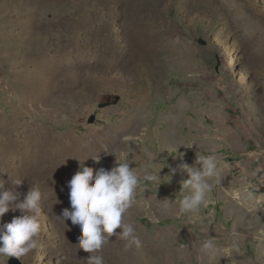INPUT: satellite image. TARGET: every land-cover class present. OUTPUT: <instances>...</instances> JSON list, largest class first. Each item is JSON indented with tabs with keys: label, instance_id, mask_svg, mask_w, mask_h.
<instances>
[{
	"label": "rangeland",
	"instance_id": "374dc122",
	"mask_svg": "<svg viewBox=\"0 0 264 264\" xmlns=\"http://www.w3.org/2000/svg\"><path fill=\"white\" fill-rule=\"evenodd\" d=\"M199 155L220 180L193 221L177 215L187 174L164 176ZM116 160L164 178L124 214L141 246L114 234L104 264H264V0H0V180L21 199L38 185L43 210L38 247L0 264H86L55 215L80 165Z\"/></svg>",
	"mask_w": 264,
	"mask_h": 264
},
{
	"label": "clouds",
	"instance_id": "9594fccd",
	"mask_svg": "<svg viewBox=\"0 0 264 264\" xmlns=\"http://www.w3.org/2000/svg\"><path fill=\"white\" fill-rule=\"evenodd\" d=\"M91 159L99 164L101 156L97 155ZM154 160L149 167L160 165V162L153 163ZM130 164L127 160H116L111 169H94L83 164L67 182L70 209L64 208L62 213L55 217L65 225V222L70 220L72 225L79 226L80 235L75 247L91 254L84 260L86 264H104L103 257L95 253L100 252L104 245L109 243V237L114 234L127 242L126 249L141 246L135 228L132 224H125L123 217L134 203L136 190L143 182H158L164 177H168L170 182L177 172L186 173L188 178L181 181L180 191L177 193L180 196L177 215H189L195 221L212 190L210 181L220 180L218 162L214 155L196 156L195 163L191 166L181 162L177 168L170 169V174L163 178L159 173L164 167L156 174L146 171L143 181ZM167 166L166 164L165 167ZM22 183L16 180L13 186H9L8 182L6 184L4 180H0V219L9 211L21 213L20 216L13 217L10 223H0V257L21 258L38 247L42 228V192L38 185H32L21 199V194L16 188ZM161 202L167 208L171 201L164 199ZM118 228L121 232L117 234L115 230ZM232 246L238 247V244L233 242ZM199 252L209 258L216 257L219 248L214 243V238L207 239L199 248Z\"/></svg>",
	"mask_w": 264,
	"mask_h": 264
},
{
	"label": "water",
	"instance_id": "95a60500",
	"mask_svg": "<svg viewBox=\"0 0 264 264\" xmlns=\"http://www.w3.org/2000/svg\"><path fill=\"white\" fill-rule=\"evenodd\" d=\"M9 264H16V263H14L13 261H11Z\"/></svg>",
	"mask_w": 264,
	"mask_h": 264
},
{
	"label": "bare ground",
	"instance_id": "6f19581e",
	"mask_svg": "<svg viewBox=\"0 0 264 264\" xmlns=\"http://www.w3.org/2000/svg\"><path fill=\"white\" fill-rule=\"evenodd\" d=\"M11 146V145H10ZM72 152V151H71ZM91 160V159H90ZM74 164V163H73ZM89 164V163H88Z\"/></svg>",
	"mask_w": 264,
	"mask_h": 264
}]
</instances>
